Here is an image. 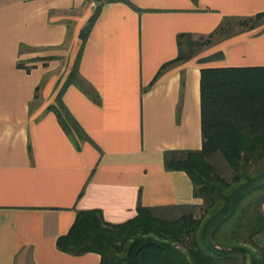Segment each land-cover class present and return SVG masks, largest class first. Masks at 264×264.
Segmentation results:
<instances>
[{
	"label": "crops",
	"instance_id": "1",
	"mask_svg": "<svg viewBox=\"0 0 264 264\" xmlns=\"http://www.w3.org/2000/svg\"><path fill=\"white\" fill-rule=\"evenodd\" d=\"M105 2L63 100L88 135L79 146L48 107L68 79L96 0H0V264H100L57 240L80 210L122 223L143 206L201 205L167 150L202 148L201 70L264 66V28L241 32L186 62L178 35L213 32L226 16L264 12V0ZM223 52L224 56L207 57ZM264 208V205H263Z\"/></svg>",
	"mask_w": 264,
	"mask_h": 264
},
{
	"label": "trees",
	"instance_id": "2",
	"mask_svg": "<svg viewBox=\"0 0 264 264\" xmlns=\"http://www.w3.org/2000/svg\"><path fill=\"white\" fill-rule=\"evenodd\" d=\"M80 32L82 46L53 110L79 146L88 135L63 100L76 84L99 102L98 93L79 73L83 46L105 2ZM197 2L198 0H194ZM264 25V12L226 16L208 35L216 42ZM177 58L169 67L202 52L192 33L178 35ZM218 52L208 60L223 57ZM202 148L167 150V170L185 171L201 205L143 206L122 223H109L100 209L80 210L69 232L57 240L60 250L81 255L96 252L100 264H264V66L206 67L201 70ZM223 160L226 168L219 164Z\"/></svg>",
	"mask_w": 264,
	"mask_h": 264
},
{
	"label": "rangeland",
	"instance_id": "3",
	"mask_svg": "<svg viewBox=\"0 0 264 264\" xmlns=\"http://www.w3.org/2000/svg\"><path fill=\"white\" fill-rule=\"evenodd\" d=\"M260 28L263 29L264 25L261 26ZM194 40H198L201 43L202 52H204L205 50H207L208 48L212 47L214 44L217 43L214 38H210V37H194ZM219 164L222 167L226 168V164L223 160H219Z\"/></svg>",
	"mask_w": 264,
	"mask_h": 264
}]
</instances>
